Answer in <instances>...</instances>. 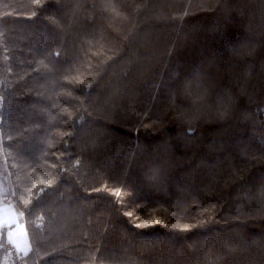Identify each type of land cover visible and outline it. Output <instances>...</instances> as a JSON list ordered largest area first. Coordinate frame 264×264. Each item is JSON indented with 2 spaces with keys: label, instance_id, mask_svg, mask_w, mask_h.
<instances>
[{
  "label": "trees",
  "instance_id": "1",
  "mask_svg": "<svg viewBox=\"0 0 264 264\" xmlns=\"http://www.w3.org/2000/svg\"><path fill=\"white\" fill-rule=\"evenodd\" d=\"M0 135V264H264V0H0Z\"/></svg>",
  "mask_w": 264,
  "mask_h": 264
},
{
  "label": "rangeland",
  "instance_id": "2",
  "mask_svg": "<svg viewBox=\"0 0 264 264\" xmlns=\"http://www.w3.org/2000/svg\"><path fill=\"white\" fill-rule=\"evenodd\" d=\"M12 191V183L3 156L0 135V240L2 233L10 244L9 254L26 255L31 250L29 233L22 211L8 195Z\"/></svg>",
  "mask_w": 264,
  "mask_h": 264
},
{
  "label": "snow or ice",
  "instance_id": "3",
  "mask_svg": "<svg viewBox=\"0 0 264 264\" xmlns=\"http://www.w3.org/2000/svg\"><path fill=\"white\" fill-rule=\"evenodd\" d=\"M115 195H116V196H120L121 193L118 191V192L115 193Z\"/></svg>",
  "mask_w": 264,
  "mask_h": 264
}]
</instances>
